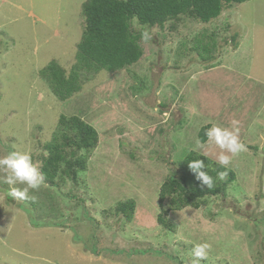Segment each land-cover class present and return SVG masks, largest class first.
<instances>
[{"label":"rangeland","instance_id":"1","mask_svg":"<svg viewBox=\"0 0 264 264\" xmlns=\"http://www.w3.org/2000/svg\"><path fill=\"white\" fill-rule=\"evenodd\" d=\"M86 1L0 0V157L27 151L40 170L61 115L100 136L79 185L43 183L17 200L10 187L25 185L9 186L0 172V264H190L203 243L211 247L201 264H264V0L230 6L209 24H135L151 35L142 59L83 75L81 91L62 102L39 73L52 60L68 71L75 64ZM233 120L247 149L224 152L236 181L199 210L172 211L174 230L164 229L160 186L192 151L219 163L222 150L199 132L231 130ZM129 199L130 223L115 212Z\"/></svg>","mask_w":264,"mask_h":264},{"label":"trees","instance_id":"2","mask_svg":"<svg viewBox=\"0 0 264 264\" xmlns=\"http://www.w3.org/2000/svg\"><path fill=\"white\" fill-rule=\"evenodd\" d=\"M249 1L87 0L82 8L85 26L77 44L75 64L68 71L58 61L52 60L40 71L39 76L48 84L53 95L65 102L81 91L83 75L101 71L119 72L142 59V38L141 33L134 28L135 24L143 28H164L166 24L178 23L182 18L209 24L218 19L226 8ZM238 35L236 32L231 37L234 48L238 46ZM215 36L212 34L209 40H215ZM206 49L205 44L200 51ZM210 127L212 125L208 124L199 132V140L203 144L207 143L205 132ZM99 143L98 131L83 118L61 115L52 139L44 146L40 166L44 183L56 189L66 181L79 185L80 173L88 170L89 160ZM197 159L204 161L205 171L213 178L210 189L196 179L188 166L190 161ZM176 166V174L160 186L158 193L160 212L157 222L170 232L174 230L168 218L172 211L186 208L199 210L207 206L210 198L224 196L228 187L236 181L233 170L221 167L211 158L194 151L188 153ZM220 171L228 173L224 180L217 178ZM136 207V201L129 199L119 202L115 212L130 223L134 219Z\"/></svg>","mask_w":264,"mask_h":264},{"label":"clouds","instance_id":"3","mask_svg":"<svg viewBox=\"0 0 264 264\" xmlns=\"http://www.w3.org/2000/svg\"><path fill=\"white\" fill-rule=\"evenodd\" d=\"M141 38L144 42L151 39V35L147 30L143 31ZM195 78V77H193ZM232 129L222 128L213 124L206 132L208 144H215L221 149V154L218 157V162L221 167H227L230 163V156L224 152L238 155L246 151V146L239 140V121L233 120ZM200 146V142H198ZM192 173L198 181L202 182L203 186L210 189L213 186V178L205 171L206 164L202 159L192 160L188 163ZM0 172L4 173V183L9 186L22 184L23 189L10 187L8 194L17 200H25L29 198L30 189H38L44 183V176L33 163L30 152L9 151L7 155L0 157ZM228 175L227 171L217 173V178L224 180ZM264 203V201H262ZM211 247L208 243L196 244L191 252L192 259L190 264H201V261L207 259V250Z\"/></svg>","mask_w":264,"mask_h":264},{"label":"crops","instance_id":"4","mask_svg":"<svg viewBox=\"0 0 264 264\" xmlns=\"http://www.w3.org/2000/svg\"><path fill=\"white\" fill-rule=\"evenodd\" d=\"M238 43V46H239V42H237ZM238 46L236 47V48H233V49H237L238 48Z\"/></svg>","mask_w":264,"mask_h":264}]
</instances>
